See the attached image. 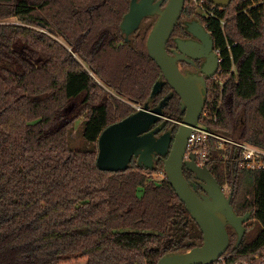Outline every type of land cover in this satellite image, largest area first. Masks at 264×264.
Wrapping results in <instances>:
<instances>
[{
	"label": "trees",
	"instance_id": "16d2710c",
	"mask_svg": "<svg viewBox=\"0 0 264 264\" xmlns=\"http://www.w3.org/2000/svg\"><path fill=\"white\" fill-rule=\"evenodd\" d=\"M233 0L206 17L187 0L182 20L206 26L223 59V86L208 84L201 124L264 150V4ZM129 0H0V264H157L201 246L203 235L170 185L164 159L152 168L97 166L102 132L172 92L150 99L162 71L147 28L125 40ZM225 21V24H222ZM185 116L177 96L164 107L167 131ZM89 149H72L75 122ZM159 131V132H160ZM207 167L229 188L239 217L228 227L229 262L264 253V170L240 168L232 146L210 141ZM193 187V174L184 169ZM258 225V226H257Z\"/></svg>",
	"mask_w": 264,
	"mask_h": 264
},
{
	"label": "water",
	"instance_id": "95a60500",
	"mask_svg": "<svg viewBox=\"0 0 264 264\" xmlns=\"http://www.w3.org/2000/svg\"><path fill=\"white\" fill-rule=\"evenodd\" d=\"M187 0H169L166 7L153 0H142L136 4L133 0L130 12L125 16L121 29L126 38L139 28L146 16L157 15L148 39L147 49L151 59L162 71V79L153 87L152 100L157 96L165 83L181 98L185 117L178 123L179 128L173 136V129L157 135L160 126L154 128L164 117V107L168 98L155 108L149 104L137 108L131 116L110 125L99 137L97 166L103 172H119L128 170L133 159L140 165L152 168L159 158L164 159V170L170 185L179 199L184 203L191 218L199 226L203 234V244L185 253H173L163 256L157 264H214L229 249L230 236L228 227L235 230L238 243L242 240L249 215L239 217L231 205L232 194L227 196L207 166L197 165L195 156L186 160L189 138L193 128L201 121L208 95V87L204 76L213 77L220 67L219 57L215 55L213 62L205 54H196L189 49L188 43L178 40L181 54L170 56L166 46L179 22ZM213 5L225 9L233 0H207ZM187 30L204 43L211 44L205 27L197 21L187 23ZM205 59L203 77L184 75L178 61L186 57ZM164 79V80H163ZM185 167L195 174L196 179L203 182L202 188L207 193L200 196L196 187H192L185 178Z\"/></svg>",
	"mask_w": 264,
	"mask_h": 264
},
{
	"label": "built area",
	"instance_id": "2783aa9c",
	"mask_svg": "<svg viewBox=\"0 0 264 264\" xmlns=\"http://www.w3.org/2000/svg\"><path fill=\"white\" fill-rule=\"evenodd\" d=\"M255 1V0H250ZM207 0H192L194 7L197 11L206 17L214 18L216 17L214 9H209L207 7ZM264 4V0L260 2ZM217 7V6H213ZM222 9V8H221ZM223 10V9H222ZM222 24H225V21H222ZM217 55L219 56V63H221L223 59L221 58L220 50H216ZM222 71L219 67L218 72L211 77V81L214 84H218L223 86L225 80L222 79ZM202 120V119H201ZM201 122V121H200ZM201 124V123H199ZM199 124L193 128L192 133L189 138L188 149L186 152V160H189L191 155L195 156V160L198 166L204 167L207 166L209 161V151L208 147L210 146V141L215 140V142L219 145V148L224 150L223 156L224 160H229L230 158L226 154L228 151V147L232 146L233 149L238 152V155L235 158H232L235 161L239 162L240 168H248L254 171H262L264 170V150L248 143L239 142L237 140H232L220 134L214 133L207 129L205 126ZM231 254H225L221 259H219L214 264H235L237 261L229 262ZM255 259L257 264H264V253L262 255H256ZM248 264V262H246ZM250 264V263H249Z\"/></svg>",
	"mask_w": 264,
	"mask_h": 264
},
{
	"label": "flooded vegetation",
	"instance_id": "af4514ba",
	"mask_svg": "<svg viewBox=\"0 0 264 264\" xmlns=\"http://www.w3.org/2000/svg\"><path fill=\"white\" fill-rule=\"evenodd\" d=\"M130 3H129V9H128V12L126 13V15L130 12V9H131V5H132V2L133 0H129ZM136 4L140 3L142 0H135ZM169 0H153V4H160L159 7L160 9H164L167 5ZM183 14V13H182ZM125 15V16H126ZM182 17L180 18L179 22L177 23V25L181 22L182 20ZM125 18V17H124ZM124 20V19H123ZM158 20V16L157 15H153V16H146L142 19V21L140 22V25H139V28L134 31L128 38L125 37V40L128 41V39L130 38H135V36H137V34H140V33H143L145 29L149 28L153 29L154 25L156 24ZM188 22H192V21H184L185 25L182 26V28L180 30H178V32L176 33L177 35H174L175 34V30L171 36V38L169 39L168 43H167V46H166V49H167V52L170 56H177L179 54H181V50L178 46V43L177 41L178 40H183V41H186V43H188V46H189V49L192 50L193 52H195L196 54H205L207 55V57L209 58V61L210 62H213L214 59H215V55H217L216 53V50L214 49V41L212 39V36H211V33L207 30L206 26L202 25L205 27V30L206 32L209 34L210 36V39H211V44L209 43H204L202 42L201 39L195 37L194 35H192L191 33L188 32L187 30V23ZM123 23V21H122ZM122 23L120 25V27L122 26ZM200 23V22H199ZM176 25V27H177ZM175 27V29H176ZM122 30V29H121ZM123 33V32H122ZM151 33V32H150ZM124 34V33H123ZM150 35V34H149ZM149 37V36H148ZM148 39V38H147ZM147 44V42H146ZM219 57V56H218ZM205 59H202V58H193V57H186V59H181L178 61V67L180 69V71L184 74V75H196L198 77H203L204 76V73L202 72V68L204 66V63H205ZM219 70V69H218ZM204 79L206 80V84H207V87H208V84L209 83H212V79L211 77H208V76H204ZM164 80V79H163ZM166 85H168V83H165L163 88H166ZM163 88L161 91H163ZM173 90V89H172ZM173 96H177L180 100V104H181V109H182V103H181V98L178 96V94L175 93V91L173 90L172 92H169L168 94H165L161 100V102L165 99V98H168V101L170 100V98H172ZM167 101V103H168ZM160 102V104H161ZM158 104V106L160 105ZM205 110V109H204ZM204 116V113L202 115V117ZM185 117V116H184ZM202 119V118H201ZM163 120H161L154 128H157V127H162V122ZM167 128L168 127H164L162 131H160L157 135H161L165 132H167ZM161 129V128H160ZM159 159V158H158ZM157 159V160H158ZM138 161V160H137ZM190 171V170H189ZM192 173V172H191ZM193 174V179L191 180V183L193 184V187H196V192L202 196V195H206L207 193L205 192V190L202 188V184L203 182H201L200 180L196 179L195 177V174ZM224 190V189H223ZM225 191V190H224ZM226 193V191H225ZM227 196H228V193H226ZM203 235V234H202ZM203 244V243H202Z\"/></svg>",
	"mask_w": 264,
	"mask_h": 264
},
{
	"label": "rangeland",
	"instance_id": "374dc122",
	"mask_svg": "<svg viewBox=\"0 0 264 264\" xmlns=\"http://www.w3.org/2000/svg\"><path fill=\"white\" fill-rule=\"evenodd\" d=\"M191 20H192V18H190L189 20H186V21H191ZM222 79L224 80L225 77L223 76ZM162 120H163V122H165L166 117L163 118ZM81 122H82L81 120H78L77 122H75V131L73 132V134L71 136V141H70V147L72 149H89L90 148V146H88L82 138L83 127H81ZM163 122H161V124ZM201 125L202 124H199V126H201ZM225 191H226V193H228L230 191V189L226 188ZM248 259H250V258H240L239 260H237L235 262V264H246V262H248V264H249Z\"/></svg>",
	"mask_w": 264,
	"mask_h": 264
}]
</instances>
